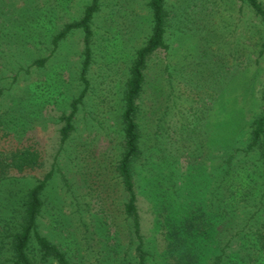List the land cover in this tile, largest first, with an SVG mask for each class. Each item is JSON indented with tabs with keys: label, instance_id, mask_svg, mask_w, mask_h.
<instances>
[{
	"label": "rangeland",
	"instance_id": "374dc122",
	"mask_svg": "<svg viewBox=\"0 0 264 264\" xmlns=\"http://www.w3.org/2000/svg\"><path fill=\"white\" fill-rule=\"evenodd\" d=\"M149 1L100 0L89 88L62 141V116L84 87V31L54 39L92 0H0L1 257L12 256L28 191L52 171L41 233L73 264L138 263L117 167L130 68L153 29ZM165 9L168 48L148 61L133 164L147 262L175 264L162 254L179 230L188 264H264L250 247L264 222V160L252 143L264 106V23L243 0H166Z\"/></svg>",
	"mask_w": 264,
	"mask_h": 264
},
{
	"label": "trees",
	"instance_id": "16d2710c",
	"mask_svg": "<svg viewBox=\"0 0 264 264\" xmlns=\"http://www.w3.org/2000/svg\"><path fill=\"white\" fill-rule=\"evenodd\" d=\"M243 1L254 10L255 14L264 23V6L260 0ZM165 3L166 0L149 1L153 16L152 34L146 43L138 49L131 65L130 77L125 89L124 111L122 113L124 150L119 160L117 170L122 178L125 190L129 195V200L125 206V212L133 219L134 232L139 240V244L137 245L139 260L137 264H148L146 259L148 252L144 249L145 242L141 234V224L137 208L138 197L136 192V179L133 170V164L140 157L142 152V134L138 119L140 112L139 99L145 91L147 80L146 69L150 57L155 52L168 48L165 39L167 32V11L165 9ZM99 8L100 0H92L91 4L86 7L84 16L79 21L66 24L54 39V44L57 45L58 41L65 38L73 30L82 29L84 31L85 58L80 75L84 87L79 97L73 101L70 113H65L62 116V119L65 121V125L61 129L62 141H66L71 132L75 129L74 118L89 88L87 72L92 60V20ZM262 47V52L264 53V41ZM36 63L39 66H43L45 64V58L36 60ZM252 139L253 144L260 145L262 159L264 160V106L262 117L255 121ZM5 163L6 162L0 158V165ZM52 175V171L48 172L28 191L25 197V209L21 216V222L18 225L20 228L12 235L13 240L10 248L12 256L11 258H3L0 256V264H9L7 263L8 261L10 264H73L68 253L58 244L51 241L46 235H43L39 229V218L44 207L43 194ZM180 234L181 236H179L178 230L173 233L174 239L171 238L169 240L166 238L167 248L165 249V254H162L163 257H165L166 263L170 255H175V264L195 263L194 257L189 256L185 248V244H187L189 239L188 236L185 235L186 233ZM250 243V247H254L255 249L254 255H257V257H264V222L262 228L256 232V238L251 240ZM166 254L169 256H165ZM248 255L249 257H253V254Z\"/></svg>",
	"mask_w": 264,
	"mask_h": 264
}]
</instances>
